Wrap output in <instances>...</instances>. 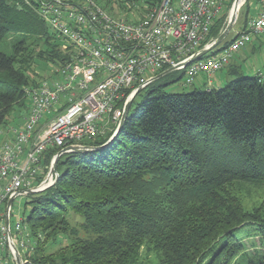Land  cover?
Returning <instances> with one entry per match:
<instances>
[{"label":"trees","instance_id":"16d2710c","mask_svg":"<svg viewBox=\"0 0 264 264\" xmlns=\"http://www.w3.org/2000/svg\"><path fill=\"white\" fill-rule=\"evenodd\" d=\"M94 1L113 11V0ZM159 1L116 4L142 13L126 16L133 22ZM222 16L202 47L219 35ZM250 17L245 0L240 31ZM6 41L9 53L2 49ZM61 42L22 0H0V128L14 106L27 112L24 91L42 80L31 78L39 62L66 60ZM173 73L135 95L113 142L63 154L56 184L26 195L24 264H135L144 240L161 253L162 264H231L243 253L236 239L241 230L253 231L263 248L247 264H264V218L243 212L235 197L220 191L234 181L264 183V70L240 73L219 88L166 93ZM110 135L83 144L99 147ZM58 151L49 150L44 165ZM53 245L58 248L48 252Z\"/></svg>","mask_w":264,"mask_h":264},{"label":"built area","instance_id":"2783aa9c","mask_svg":"<svg viewBox=\"0 0 264 264\" xmlns=\"http://www.w3.org/2000/svg\"><path fill=\"white\" fill-rule=\"evenodd\" d=\"M254 1L257 14L244 30L218 53L184 66L207 47L201 45L226 0H160L133 22L110 17L94 0H22L65 43L67 58L25 89L29 103L22 124L6 131L11 139H0V264H16L13 248L19 255L18 247L26 248L16 239L26 230L23 221L9 224L11 208L6 222L7 202L54 183L56 155L43 163L49 150L84 145L109 124L115 127L127 99L163 70L177 68L172 72L182 73L184 86L204 75L210 86V76L234 54L253 39L264 42V0Z\"/></svg>","mask_w":264,"mask_h":264},{"label":"rangeland","instance_id":"374dc122","mask_svg":"<svg viewBox=\"0 0 264 264\" xmlns=\"http://www.w3.org/2000/svg\"><path fill=\"white\" fill-rule=\"evenodd\" d=\"M113 11H110V14L107 13L105 10V12L112 18L114 19H119V20H124L128 17H126L127 15H136L138 16L139 14L141 15V12H127L126 10H120L119 7L116 4V0H113ZM232 4H233V0H227L225 2L224 5V9H223V16L221 18V26L219 27L220 32L219 34L223 31V29L225 28V26L227 25L228 19H229V14L232 8ZM244 4H245V0H240V3L238 4V9H237V14H236V20L232 26V29L230 31V33L228 34L227 38H230L236 31L237 29H239V25H241V20H242V14H243V10H244ZM248 4H249V16L253 15L255 13V1L254 0H248ZM18 7H21L20 4H17ZM148 8H150V6L145 7L144 11H146ZM139 10V9H138ZM131 19V17H130ZM240 23V24H239ZM213 42V38H209L208 42L206 43V45L208 46L210 43ZM65 43L61 42L60 45V50L63 52V47H64ZM3 51L6 52H10V41H6L5 45L2 47ZM246 50L243 49L241 51L244 52ZM61 52V53H62ZM250 63H253L254 61H252L251 59H249ZM247 64L243 65V69H244V74L246 75H253L252 72H248L246 71L247 68ZM35 73H33V77H31L32 79L34 78L36 81H39L40 79L43 78H47L51 75L52 72V67L50 65H45L43 63L39 62V65L37 66V68H35ZM181 77V72L180 71H175L172 75V82H170L164 89V92L166 93H186V92H191L193 90H195L196 85H197V79L196 82L194 84V86H184L183 84V79L180 78ZM200 77V75H199ZM219 78H221V80H224L223 83H221V87L224 86L226 83H228L230 80H232L233 78H226V71L222 70L216 74H213L212 76H210L209 80H217ZM206 82L207 79L205 78ZM166 80H164L165 82ZM195 87V88H194ZM208 85H205L204 87L200 88V89H205L208 88ZM214 88H219V87H214ZM142 96H138L135 99V103L139 102L141 100ZM29 101H26V104H28ZM134 103V104H135ZM26 111L24 109H22L19 106H14V108L12 109V111L10 112V115L7 118V122L5 125H3L0 128V131H7L11 128H14L16 126H19L20 124H22V120L23 117L25 116ZM114 127L113 129H111V131H108L109 134H112L115 131ZM57 153L54 154V157ZM168 187H165L163 190H167ZM45 191V190H44ZM221 192H224V194L226 195H230L232 197H235L237 199V201L239 202V205L241 206V209L243 212L246 213H258L261 217L264 218V183H255V182H243V181H234V182H230L226 185H224L221 189ZM41 193V192H38ZM28 198L26 196H20L16 199H14V201L12 202L11 205V217L9 219V224L10 226L13 228L14 224H16L18 221L22 220L23 222H25L28 214H29V205L25 206V203L27 202ZM70 221L71 223H73L74 221H76L77 219L74 218V216H70ZM248 228L250 227H245L244 230L246 231ZM243 232V233H242ZM12 233H14L12 231ZM27 234V230L23 231V233L19 234L17 236L16 239H25V235ZM236 239L244 246L243 249V253L237 255L234 259H232L231 264H247L248 261L252 258H254V255L256 252L258 253H263V248L259 243V238L257 236L254 235L253 231L252 232H248L244 233L243 230H241L239 233L236 234ZM25 246L27 245V242H25ZM49 247V246H48ZM219 247V245L215 246V250H217V248ZM19 248L20 251V255H22L24 253L23 248ZM58 248V246L53 245L51 247H49L47 250L48 252H53ZM136 263L135 264H162L161 263V253H157L155 251H153V247L151 246V243L149 240H144L141 245L138 247L137 249V259H136ZM24 264V262H23Z\"/></svg>","mask_w":264,"mask_h":264},{"label":"water","instance_id":"95a60500","mask_svg":"<svg viewBox=\"0 0 264 264\" xmlns=\"http://www.w3.org/2000/svg\"><path fill=\"white\" fill-rule=\"evenodd\" d=\"M240 3V0H233V4H232V8L229 14V19L227 22V25L225 26V28L223 29V31L213 40L212 43H210L207 47H204L201 51H199L195 56H193L191 59H189L188 61H186L183 65L186 66L188 64H190L191 62H194L196 60H199L200 58H202L204 55H206L207 53L211 52L212 50H214L217 46H219L228 36V34L230 33L232 26L236 20V14H237V9H238V4ZM177 68H170L167 69L165 71H163L162 73H160L159 75H157L154 80L161 78L162 76H164L167 73H170L174 70H176ZM141 89H138L133 95H131L127 101L124 103L123 108H122V115L117 123V125L115 126V131L108 137L107 141L99 147H91L88 145H74V146H68L62 150H60L57 154L56 157L54 159L53 165H52V171L55 174V181L54 183L50 186L53 187L58 179V174H57V170H56V164L57 161L59 159L60 156H62L63 154L66 153H71V152H78V153H88V152H92V151H96V150H100L102 148H105L106 146H108L111 142H113V140L116 138V136L118 135V133L120 132L121 128L123 127L128 114H129V110L131 107V104L133 102V99L135 97V95L140 91ZM114 126L112 124L108 125V129H106V131H104V133L98 137H96V139H100V138H105L109 133L108 131H111V129H113ZM95 140V139H94ZM49 187V188H50ZM44 191V190H43ZM42 192V191H41ZM35 191H31L28 190L26 191V194H35ZM38 193V192H37ZM14 201V196L10 197L7 205H6V222L8 224V212L10 211L12 202ZM14 251V255H15V260H16V264H23L22 263V259L19 255V253L17 252V250L15 248H13Z\"/></svg>","mask_w":264,"mask_h":264},{"label":"crops","instance_id":"0c3cea01","mask_svg":"<svg viewBox=\"0 0 264 264\" xmlns=\"http://www.w3.org/2000/svg\"><path fill=\"white\" fill-rule=\"evenodd\" d=\"M255 13L251 16H255L257 14V8H255ZM250 10V9H249ZM240 24V23H239ZM239 29L231 36V38L236 35L241 30V25H239ZM246 50L241 53L243 49ZM241 51L234 54L231 58L229 64L223 69L226 71V78H235L238 74H244L243 65L247 64L246 71L252 72L253 74L264 70V42L259 39H253L251 43H249L246 47H244ZM249 59L254 61L253 63L249 62ZM246 75V74H244ZM224 80L218 77L217 80H210V86L208 88L221 87V83ZM207 85L204 75H200L197 78V85L195 89L202 90L200 88ZM194 86V85H193ZM21 126V124L19 125ZM16 126V127H19ZM0 139L1 140H9L11 139V135L6 133V131H0Z\"/></svg>","mask_w":264,"mask_h":264}]
</instances>
